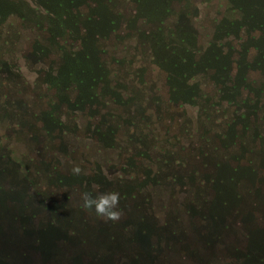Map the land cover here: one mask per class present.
I'll return each instance as SVG.
<instances>
[{
  "label": "rangeland",
  "instance_id": "rangeland-1",
  "mask_svg": "<svg viewBox=\"0 0 264 264\" xmlns=\"http://www.w3.org/2000/svg\"><path fill=\"white\" fill-rule=\"evenodd\" d=\"M0 243L264 264V0H0Z\"/></svg>",
  "mask_w": 264,
  "mask_h": 264
},
{
  "label": "clouds",
  "instance_id": "clouds-1",
  "mask_svg": "<svg viewBox=\"0 0 264 264\" xmlns=\"http://www.w3.org/2000/svg\"><path fill=\"white\" fill-rule=\"evenodd\" d=\"M73 172L79 173L80 168L76 167ZM119 193L108 192L100 194L99 196L92 197L88 194H83V208L85 210H92L98 217L107 220H118L121 212L118 208Z\"/></svg>",
  "mask_w": 264,
  "mask_h": 264
},
{
  "label": "trees",
  "instance_id": "trees-1",
  "mask_svg": "<svg viewBox=\"0 0 264 264\" xmlns=\"http://www.w3.org/2000/svg\"><path fill=\"white\" fill-rule=\"evenodd\" d=\"M178 78H181V76L178 75ZM19 251H21V248L17 244L0 243V253H2L0 254V264H37L34 259L28 256L27 257L12 256Z\"/></svg>",
  "mask_w": 264,
  "mask_h": 264
}]
</instances>
